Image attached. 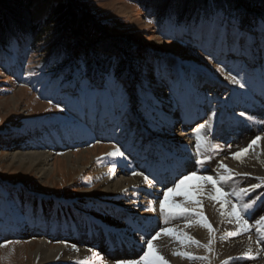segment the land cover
I'll return each instance as SVG.
<instances>
[{
	"label": "rangeland",
	"instance_id": "1",
	"mask_svg": "<svg viewBox=\"0 0 264 264\" xmlns=\"http://www.w3.org/2000/svg\"><path fill=\"white\" fill-rule=\"evenodd\" d=\"M64 2L69 3L75 9H83L88 14H91L93 17L90 18L91 24L98 26L102 30V33L110 38V41L113 43L119 41L129 42L131 51L136 55V59L130 58V55L128 53L125 54L124 50L121 51L120 47V49L113 51L106 58H109L108 60L111 61L118 56L124 57V55H127V57H124L123 64L126 67L121 71L129 75L126 83L129 85L134 83L133 77L138 80L139 72L137 70H143L154 86V93L162 104L161 108L166 105H173L177 106V109L187 110L186 115H189L191 113L188 108L189 104L205 107L203 111H197L198 113H203V115L195 113L199 116L196 122H202L211 110L207 108L206 102L210 103L213 107L215 106L209 98L213 95L211 91L217 88L219 92L217 91V98H214V100L218 101V103L216 102V111L219 113L218 116L220 118L214 123L213 131L219 125L220 129H226L225 117L229 116L226 117L229 118V131L232 129V124L238 126V128L233 130V133H238L239 140L241 141L242 139L239 146L240 149L245 148L244 146L247 147L250 141L255 138V135L264 137V132L244 136L246 134L245 130L250 129V123L252 124L251 121L247 120V117L250 115L248 110H253L250 105L251 100L255 93H260L264 84V66H262L261 62H248L234 53L222 52L214 45H208L207 51H205V48L200 46L202 42L193 40L190 34L180 35L177 31L178 25L190 24L193 21L199 20L201 15L211 13L213 10L212 0H33L30 4L31 23L34 26L39 25L40 22L47 19L52 5ZM214 4L216 8H224L226 11H238L241 13L242 27L244 28H250L253 21L264 18V0H214ZM38 7L44 10L37 12ZM21 12L22 16L27 15L24 10ZM150 19L153 21L151 24L148 23ZM7 26H11V24ZM78 34L65 42L64 37H68L70 33H62L60 35V38H62L59 42L60 44L53 48L51 52V49L46 48V45L42 42L32 44L33 39L29 38L31 37L30 34H14L6 28H0V41L1 38H5L4 44H6L0 47V232L5 227L11 226V224V227L15 229L22 227V230H30L35 227L34 225L37 227L40 225L39 222L43 221L52 230L55 229L58 223L62 227L73 229L82 224L86 232L91 234L93 225L98 226V230L102 229L103 225L106 224L103 221H108L111 215V212L109 213L107 209L108 206L103 204L107 198L100 194L105 180L104 176H108L110 173L111 176H121L122 173L120 171H123L124 166H128L129 171H138L133 168L134 164L127 154H125V158L106 155L113 150L114 146H120L119 143L112 137L100 139L94 132L93 126L83 120V117L88 112H90L94 120L98 117L103 118L106 115L112 119V116L103 105H97L96 107L86 105L78 98L76 89L70 84V82L74 83L73 74L80 61L86 62L87 66L90 67V64L87 62L93 63L97 59L89 55L93 52L92 48H95L98 41L93 42L94 44H89L86 56L77 51L67 52L64 45L81 40L82 33L79 32ZM6 36H9V39ZM31 44L34 48L29 47ZM8 45L10 46L8 47ZM210 54L213 56L211 61L207 59ZM218 65L224 68V72L216 70ZM131 66H134L136 71L131 70ZM157 67L167 71L168 80L161 82L157 79ZM91 69L92 67L88 68L89 75L94 77V74L92 75V71H90ZM229 71L233 75L239 73L246 81V88L241 89L238 85H232L226 80L225 76ZM60 72H63L62 76L59 74ZM98 80L96 81L98 82ZM195 84L202 92H205L202 93V95H205L204 99H202V101H206L205 104H200L204 103L200 101L202 96L197 98L192 93V87ZM169 87L173 88V93L169 92ZM189 96H191L192 100L189 99ZM57 103H60L64 107L63 112L54 107ZM240 112H245L246 116H239ZM111 121L112 126H107L108 130H112L115 127L114 125H116L113 119ZM139 121L144 124L140 119H138L137 123ZM192 126L195 128L194 123ZM136 128L137 124H133L132 129L135 133V141H138L141 136L137 135ZM150 130L152 132L158 131ZM116 132L117 138L128 137L127 139L129 140L133 136L132 132L125 130H116ZM54 136L61 144L65 143L63 149H57L52 153L51 163H56V170L50 179H47L42 173L35 171L32 167L11 161V155L14 152H27L29 149H36L38 144L45 146V141L50 142L55 140ZM141 139L139 142L142 141ZM209 140L211 142L210 138ZM16 141L22 142L23 145L17 148L14 145ZM226 144L227 142L224 141L219 148H214L215 145L212 143H210V147L206 145L202 151L205 153V151L211 149L212 152L208 155L211 156L213 154L211 156L212 159L203 166L195 164L196 169L194 171H197L198 175H213L214 178L215 176L217 178L218 175L214 172L212 173V170L216 167L214 163L217 161L216 157L219 151L228 145ZM95 147H102L103 151H107L94 157L89 154V159H86L81 166L82 169L76 160L73 162L74 164H71L64 158L66 151L74 153L76 158H81L85 149L93 150ZM240 149H236V151ZM250 152L252 151L250 150ZM253 161L258 162L256 166L257 170L247 167V156L241 162L244 166L240 164L238 167H241L245 173L249 174L247 177H243V180L250 179V181H254L253 183H260L255 177L264 176V172L260 171H264V163H262L264 157L259 155V159H254ZM113 163L117 165L115 173L110 171ZM223 163L230 168L229 164ZM119 166L122 168L120 169ZM175 167L174 170L177 169V166ZM180 167L179 163L178 174L173 175L171 184L166 186L174 187V182L184 175V173L181 174L179 172ZM219 170H221L220 167ZM132 172L129 173L132 174ZM225 174L224 171L223 175ZM241 178L236 177L232 182H229L230 184L227 183L226 185L222 183L219 186L223 187L225 191H232L233 188L238 189L240 187L237 186V181ZM195 182V180L189 181L188 186L195 185ZM209 185H205L206 193L212 191V186ZM161 187L165 186L162 185ZM262 193H264V186L256 189L253 193H249V195H252L254 198L260 196ZM183 198L184 196L179 193L171 196V200L177 203H180V200H183ZM160 199H163V196ZM229 199L236 202L234 197H229ZM250 199L245 197L244 201L250 202ZM185 206L191 205L185 204ZM215 206V212L218 214L215 217L217 226L214 225L209 214H205L215 229L216 240L213 251L207 252L194 244H181L179 241L173 239L174 237L161 235L160 238L154 241V244L155 242L156 245L157 243L165 242L166 247L164 245L163 250L159 251L158 248L157 250L161 255H165L164 257L169 261V264H171V258L168 255H170L171 251L169 250L167 253L165 248L173 246L175 250L187 251L192 253L193 256L209 257L205 261L176 256L175 258L178 259L180 264H221L222 261L229 258V256L224 254L223 249L218 243L225 241V238L222 237L229 231L227 229L221 231V229L223 225L226 227L230 218L220 216L218 211L220 205L218 202H215ZM229 208L230 206H226L224 210L227 211ZM258 208L260 207H257L249 220V223L252 225L251 232L257 227L255 220L260 217L256 215ZM193 216L192 214H188L185 217H169L170 221L166 222L164 215L159 209L157 224L154 227L152 235H155L160 228L180 225L187 232L190 230L193 234L199 235L198 228L200 225L197 223L188 224L190 219L192 221L197 219V217ZM245 218L247 219L248 217L245 216ZM133 226H127L128 230H124L125 234L132 231L136 233L137 231L132 228ZM190 232L188 233L189 235ZM251 232V241L256 242L258 239L256 238L258 237L257 233L256 231ZM110 234H112L113 238L116 235L115 240L121 241L122 235L119 236V233L116 231L109 232L107 235L104 230L106 237H109ZM42 238L44 236H34L26 239L22 234L12 236L2 235L0 245L4 246L0 247V264H36L32 257L33 247L35 246L33 245V241L38 244ZM203 238L194 237L201 244H206L209 236L206 239L205 237ZM111 239L107 238L105 241L110 243ZM62 240L65 239H60V241ZM6 241H11V243H6ZM66 241L68 244L67 239ZM48 242L53 245H58L59 243L51 239ZM61 244L67 249V260L63 259L61 253L57 256L59 259L56 257V261L51 264H75V261L85 258L90 261V264L91 262L92 264H115L116 260H123L118 258L109 259L110 254H113L110 251L105 252V255H102L103 253L100 251L97 252L102 257V259H97L93 256V253L81 254L79 249V254L77 251L72 250L71 245L67 247L64 243ZM185 245L189 246L188 250L185 248ZM89 248L86 249L89 250ZM96 248L95 251H98L99 248ZM143 248L146 247L137 249L136 259L143 254V250H146ZM254 249L252 252L255 258L253 259L256 260L260 257L262 259L264 257V245L259 244L257 248L255 245ZM258 253L259 255H257ZM104 256H106V259L108 258V262L103 263L105 260ZM231 257H236L237 259L235 260L238 261L241 259V256ZM109 260L112 262H109ZM232 261L230 260V262ZM250 264L252 263L250 262Z\"/></svg>",
	"mask_w": 264,
	"mask_h": 264
},
{
	"label": "bare ground",
	"instance_id": "2",
	"mask_svg": "<svg viewBox=\"0 0 264 264\" xmlns=\"http://www.w3.org/2000/svg\"><path fill=\"white\" fill-rule=\"evenodd\" d=\"M40 10L42 12L44 9H41L40 7H38L37 12ZM192 89H193L192 93H194L197 98H200L202 96V98H200L201 99L200 101L204 103H200V104H205L206 101H202V99H204L205 97V95H202V93H205V92H202V90H200L196 84L193 85ZM217 91L219 92L217 88H214V90L211 91L213 95L209 98V100L215 106L213 107L210 103L206 102L207 108L211 110L209 111L208 115L205 116V120H203L202 122L200 121L196 122L199 116H197L195 113L198 110L203 111V108L205 109V107H202V106L198 107L195 104L193 105L189 104L188 108L191 111L189 115L188 114L186 115L187 110L184 111L183 109H179V108L177 109V106L166 105L162 107L161 109L163 113L165 114V116L167 117V124L162 128V130H158L157 132H152L150 129L146 128L144 124H142V122L139 121L138 122L139 127H137L136 130H137V135L141 136L140 139L142 138L141 142H139L140 139H138V141H135V138L133 136L130 137L129 140L127 139L128 137L127 138L126 137L117 138L116 136L117 132L115 130L116 127L112 128V130H108L107 128V126H112V121H111L112 119L110 117H107V115L103 116V118L98 117L97 119H95L96 120L95 121L92 115L90 114V112H88V114L85 117H83V120L90 123V125L93 126V130L98 135V137L100 139L112 137L114 140H116L119 143L122 151H124L125 154H127L129 158L131 159V161L133 162L134 164L133 168L138 170L136 172L138 173L143 172L144 175L149 177V179H154L155 181H157V183L155 184V187L149 188V186L143 181L142 176H139V175L133 176L132 174L129 173L132 171H129L128 166H124L123 171L122 170L120 171V173H122L121 176L120 175L111 176V173L108 176L103 175L105 177V180L102 185L100 194L104 195L107 198V200H105L103 204H106L108 206L107 209L109 213L111 212V215L108 221L102 220L103 222L106 223L103 225L104 227L102 229L98 230L99 227L96 225H93L92 233L89 234L86 232L82 224L78 225L77 228L73 229V228H68V227H62L60 226V223H58L55 229L52 230L50 227L46 225L45 222L40 221L39 226L36 227V225H34L35 227L31 228L30 230H25V229L22 230L23 229L22 227L15 229L11 227L12 226L11 224V226L9 225L3 229L2 231L3 233L0 232V239L2 235L12 236V235L22 234L24 238L26 239L30 237H34V236H44V238H42L40 240V243L38 244H36L33 241V245L35 246L33 247L34 251L32 252V257H33V261H35L36 264H49V263L51 264L52 262L56 261V257L61 253H62L63 259H66V256L68 253L66 247L63 246V244L61 243H58V245H53L52 243L48 242L50 239L53 241H60V239H65L62 241H66L67 239L68 240L67 247L69 245L72 246L74 244L77 246V248L80 249L81 254L82 253L88 254V252L91 254L92 252L86 249L90 247L89 249H92V250L94 249L93 251L96 253L100 251L101 253H103L102 255H105V252L110 251V253H113V254H110L109 259L118 258V259H123V260H135L137 257L136 255L137 249H140L141 247H146V244H144L143 241L150 239L149 237L152 235V233H154V227L157 224V216H159V199L160 197L163 196L162 193L171 184L172 179L174 177L173 175L178 174L177 169H179V163L181 165L180 171H179L181 174L184 173V175H186L190 173L191 171H194V169H196V166L190 155L192 153H195L194 151L195 137L192 131L194 129V127L192 126L193 123L195 124V127H196L200 123L209 121L211 118V113L215 111L216 116L214 118H211L210 120L212 124V129H211L212 135L210 133L209 138L211 139V143L214 145L221 146V144L224 141L227 142L228 145L226 144L227 146L225 148H221V150L219 151V154L216 157L217 161L214 163L216 167L214 168V170H212V173L214 172L218 176L224 174V171L222 169L219 170V164L221 161L229 164L230 168L233 169L234 172L245 173L244 169H241V167L240 168L238 167V165H240L241 162L233 159L231 156V153L236 152V149H240L239 146L242 141V139L241 141L239 140L240 138L238 136L239 135L238 133L236 132L233 133V130L238 128V126L232 124V129L229 131V118H226L229 116H226L225 124L227 125V128L222 130L220 129V125H219L217 129L213 131L214 123L217 121L218 118H220L218 116L219 113L216 111L217 109L216 105L218 101L214 100V98H217V94H216ZM189 99L192 100L191 96H189ZM250 105L253 108V110L252 111L248 110V112L250 113L249 116L255 117V122H252V124L250 123V129L245 130L246 134H244V136L245 135L251 136L257 133L264 132L263 130L264 129V84L262 86L260 93L254 94ZM198 114L203 115V113H198ZM213 133L215 134L213 135ZM54 139L55 140H52L50 142L45 141V146H41L40 144H38L36 149H29L27 152L25 151L14 152L11 155V161L18 162L21 165H27L29 167H32L34 168L35 171L42 173L44 177H46L47 179H50L56 170V163L54 162L51 163L52 153L57 149L58 150L63 149L64 143H65L64 142L61 144V142L58 141L55 136H54ZM51 143L54 145H52ZM14 145L17 146L18 148L19 146H22L23 143L16 141ZM106 151L105 150L103 151L102 147H98V148L95 147V149L93 150L85 149L83 151L81 158H76L74 153L66 151L64 158L67 162L71 164L76 160L81 168L84 161L86 159H89V156H88L89 154H91L92 157H94L95 155L102 154ZM211 152H212L211 149H208V151H205L204 154L208 155ZM254 152L259 153L260 155L264 157V138L261 141L260 147L259 148L257 147L256 149H254ZM211 156H213V154ZM247 159H248L247 167L257 170L256 166L258 165V162L253 161L254 159H256L253 151L250 152V156L248 155ZM241 165H243V163ZM175 166H177L176 170H174L176 168ZM121 168L122 167H120V169ZM260 171L264 172L263 170H260ZM253 182L254 181H250V179L243 180V177H242L241 179H239V181H237V186L238 187H248ZM195 183L197 184V181ZM162 185H164L166 188L161 187ZM123 189H127L128 191L124 192L122 191ZM248 198H253V197L252 195L251 196L249 195ZM184 199L185 198H183V200H180V203L184 202ZM200 199H202L203 201L204 213L209 214V216L211 217V220H213L214 222V225L217 226L215 217L218 214H216L215 212V209H216L215 202L210 200L206 195L203 197H200ZM150 202H154V203H150ZM151 208H155V211L146 210V209H151ZM256 215L257 217L264 215V206H260V208H258V210L256 211ZM161 218L163 217L161 216ZM130 225H134L132 228L135 229V231L137 232L134 233L132 231L131 233L125 234L124 230L127 229L126 227ZM180 226H174L172 228H176L179 231L186 232V233L190 232V230H188L189 232H187L186 230H184L183 226L182 227ZM237 228L238 226L235 225L234 222L232 223L228 222L226 227H224L223 225L221 231H224L225 229H227L229 232H235L237 231ZM104 230H105V233H107V235L109 232L116 231L117 233H119V236L122 235L121 238L118 236V238H120L121 241H117V239L115 240L116 235L113 238L112 236L113 233L110 234L109 237L108 236L106 237L104 235ZM254 231L255 230H253V232ZM250 232L251 231L247 233H243L238 236H232V237L225 238V241H223V243H220V242L218 243L219 246L223 249V252L226 256H229V257L231 256L240 257L241 256L240 261L234 259L232 262L228 261V264H250V262L252 264H264V257L262 259H260L261 258L260 257L256 260L255 259L251 260V259H248L242 256V253L247 251L249 247ZM198 233L199 235L193 234L192 232H190V236H192L193 238L198 237L199 239L201 237L202 239H204L203 237H205L206 239V237L209 236L208 230L206 228L204 229V227H202L201 225L198 228ZM107 238H112L110 243H107L105 241L107 240ZM162 240L164 241V239ZM164 243L165 242H161L160 244L157 243L156 246L159 251L164 249L163 248V246L165 245ZM255 245H256V248L259 247V245L257 246L256 242L251 241L252 251L255 248ZM96 247L99 248L98 251H95V249H97ZM173 247L171 248L167 247L165 248V250L167 253L169 250L171 251L170 255H168L171 258L170 260L171 264L173 263L180 264L178 259L175 258L176 256L172 254L173 251L175 250ZM188 247H189L188 245H185L186 249ZM201 248L202 250L205 251L203 247ZM143 249H146V248H143ZM181 249L183 250V248ZM257 255H259V253ZM104 258L105 260L103 263L108 262V258L106 259V256H104ZM109 262H112V261L109 260Z\"/></svg>",
	"mask_w": 264,
	"mask_h": 264
},
{
	"label": "snow or ice",
	"instance_id": "3",
	"mask_svg": "<svg viewBox=\"0 0 264 264\" xmlns=\"http://www.w3.org/2000/svg\"><path fill=\"white\" fill-rule=\"evenodd\" d=\"M213 3V10L209 14H204L199 17V20L193 21L190 24L178 25L177 31L180 35L190 34L195 41H200L201 47L207 51L208 45H214L222 52L234 53L248 62L255 63L261 62L264 66V18H260L258 21H253L252 27H242V14L238 11H226L224 8H216ZM149 24L153 23L150 19ZM207 59L211 61L213 56L210 54ZM223 63V62H221ZM218 72H224V68L217 66ZM139 72V79L132 78L135 82L129 85L126 81L129 79V75L125 72L119 71V61L115 58L112 63L103 71L99 73L98 82L89 75V70L86 62L80 61L74 72V83L70 82L71 86L76 89L78 98L82 100L86 105L96 107L97 105H103L111 114L112 119L116 122V130H125L133 133L132 125L137 124L138 119L142 120L146 128L153 130H162L167 124V117L161 109V101L154 93V86L149 81L145 72L141 69ZM157 79L161 82L168 80V74L166 70H161L159 67L156 69ZM225 79L232 85H238L241 89L246 88V81L240 76L239 73L233 75L231 71L227 73ZM169 92L173 93V88L169 87ZM51 103V101H49ZM55 108L61 112L64 111V107L60 103L54 105ZM216 116V112L211 113V118ZM239 116L245 117V112H240ZM210 118V120H211ZM209 121L198 124L192 131L195 137V153L190 154L191 158L196 165H205L212 157L204 154L203 149L206 145H210L209 135L211 133L212 124ZM248 121L255 122V117L248 116ZM207 130V134H205ZM261 135L255 136L247 147L240 149L239 151L231 153L233 159L243 162V159L248 156L250 150L253 151L256 159H259V153H255L254 149L260 145L262 140ZM99 142V141H98ZM219 145H215L214 148H219ZM230 147V146H229ZM106 155L111 157L125 158V152L122 151L120 146H114L113 150ZM202 157V158H201ZM264 163V161H262ZM116 163L112 164V173H115ZM219 167L225 171V175H220L218 178H214L213 175H198L197 171H191L186 175H182L177 181L174 182V187H167L163 192V199L159 200L160 212L164 215L165 221L168 222V218L185 217L188 214H192L197 219L195 221L189 220L188 224L197 223L208 230L209 239L206 244H201L200 241L194 239L186 232L179 231L172 227H163L159 231L152 235L150 239L143 241L146 244V250H143V254L135 260H116L115 264H169V261L165 259L163 255L157 250L156 241L161 235H167L174 237L175 240L181 244H194L197 247H203L207 252L213 251V244L216 240L215 229L209 222L207 216L203 211V201L200 197L207 195V197L215 202H218L220 208L218 209L221 217H229V223L235 222L238 226L237 231L227 232L224 237L228 238L232 236H238L250 231L252 225L249 220L252 217V213L257 207L264 206V193L260 196H256L250 199V202H245L244 198L249 196V193L255 192L256 189L264 186V176L255 177L260 183H252L248 187L233 188L232 191H225L223 187L219 186L224 183L232 182L236 177H247L248 173L234 172L233 169L228 168L223 161L220 162ZM133 176H142L143 181L149 186L154 188L157 181L149 179L143 172H132ZM198 181L199 183L188 186L189 181ZM210 184L212 191L206 193L205 185ZM122 191L127 192V189ZM179 193L184 196V202L176 203L171 200L170 197L173 194ZM229 197H234L236 202H233ZM154 203V202H150ZM190 204L191 206H185ZM230 208L225 211V207ZM155 211V208L146 209ZM245 216L248 218L246 219ZM223 222V221H222ZM257 225L255 231L258 239L256 243L264 244V215H261L255 220ZM187 226V225H186ZM64 243L67 246V241H58ZM249 247L247 251L242 253V256L248 259H253L251 248V236H249ZM11 243V241H6ZM4 245H0L3 247ZM74 251L79 252V248L76 245L71 246ZM88 251L93 253L97 259H102L98 253L92 249ZM174 256L186 257L188 259H199L207 261L208 256H193L192 253L187 251L174 250L172 253ZM59 259V257H57ZM237 259L236 257H229L227 260L222 261L221 264H228V261ZM75 264H90L87 259L77 260Z\"/></svg>",
	"mask_w": 264,
	"mask_h": 264
},
{
	"label": "trees",
	"instance_id": "4",
	"mask_svg": "<svg viewBox=\"0 0 264 264\" xmlns=\"http://www.w3.org/2000/svg\"><path fill=\"white\" fill-rule=\"evenodd\" d=\"M33 0H0V28L8 29L14 34H30V39H33V43L42 42L46 45V48L51 49L57 47L60 44V35L63 33H70V37H64L65 42L69 38L79 35L82 33V39L77 40L73 43H66L64 47L67 52L77 51L82 53L83 56L87 55V50L89 44L98 41L97 45L93 49V52L89 56L97 58L93 63L87 62L90 64L92 69V75L94 74L93 79H99V73L105 70L113 61H109V54L113 51L120 49L124 50L125 54L128 53L130 58H135L136 55L131 51V45L127 41H119L113 43L111 39L106 37L102 33V30L99 29L95 24H91V19L93 18L91 14L84 11L83 9H75L69 3L54 4L51 7L50 13L45 21L39 23V25L34 26L31 23V13H30V4ZM2 9V10H1ZM22 10H24L27 15L22 16ZM11 26H7L10 25ZM5 27V28H4ZM8 27V28H7ZM83 30V32H81ZM66 31V32H65ZM66 36V35H65ZM9 39V36H6ZM4 39V40H3ZM3 40V41H2ZM5 38H1L0 47L6 45ZM29 47L34 48L33 45ZM94 44V43H93ZM10 45H8L9 47ZM120 47V48H119ZM127 57V55H124ZM124 57L118 56L115 58L119 61V71L124 70ZM130 65V64H129ZM131 70H134V66L130 67ZM61 76L63 72L59 73Z\"/></svg>",
	"mask_w": 264,
	"mask_h": 264
}]
</instances>
